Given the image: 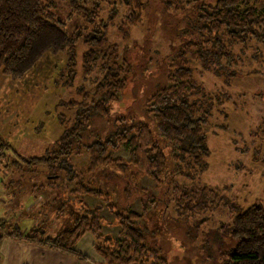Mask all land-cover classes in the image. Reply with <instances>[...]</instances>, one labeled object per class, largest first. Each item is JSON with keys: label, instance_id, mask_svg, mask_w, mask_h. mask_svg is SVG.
<instances>
[{"label": "trees", "instance_id": "16d2710c", "mask_svg": "<svg viewBox=\"0 0 264 264\" xmlns=\"http://www.w3.org/2000/svg\"><path fill=\"white\" fill-rule=\"evenodd\" d=\"M67 1L70 12L65 20L74 12L82 13L85 18L84 23L71 32L65 28L66 21L55 13L52 0H0V71L3 74L13 79L21 78L37 66L45 53H63L65 60L56 69L53 81L55 85L71 86L77 73L78 43L86 47L80 55L82 73L96 74L93 92L77 86L76 92L82 93V100L59 101L58 105L72 111V119L63 114L58 116L63 130L42 154L23 155L11 150L10 144L0 139L3 168L18 172L22 177L27 172L39 174L36 167L41 165L48 179L63 182L57 186V209L59 212L67 209L70 223L54 236H45L40 226H33L22 235L17 227L5 229L0 219V229L5 231V234L0 233V240L7 234L77 253L76 242L89 232L95 239V251L102 258L100 264H184L185 261L188 264H264V203L254 201L243 207L227 196V186L194 184L196 176L208 166L206 158L210 148L203 126L211 116L216 97L206 94L202 85L192 80L193 68L188 62L189 55L198 60L203 70L215 76L222 75L228 85L230 77L240 74L233 68L240 59L234 50L236 45L247 46L253 42L257 45L254 59L264 61V6H258L261 0H161L165 11L181 10L186 22L182 31L184 39L172 49L174 56L165 66L164 81L157 82L153 90L142 97L138 111L119 113L104 135L98 130L91 132L94 135L91 141L85 140L91 124L97 117H111L112 104L119 102L116 94L125 90L132 69L124 58L118 62L119 48L109 42L108 27L115 24L127 35V28L141 21L145 2L113 0L103 18L99 15L97 1L90 7L80 0ZM239 51H244V47ZM251 72L259 71L253 69ZM221 95L217 94L218 103ZM162 144L167 146L168 158ZM123 145L128 149V159H112L110 151L119 150ZM236 149L247 150L246 146ZM82 150L88 156L85 172L89 176L102 174L103 185L111 183L108 180L112 173H108L106 166L114 163L124 181L120 192L124 204H114L110 189L97 185L93 179L87 180L86 173L78 170L71 156ZM253 152V159L257 160L259 148ZM168 159L172 163L170 171ZM175 175L190 183L172 181ZM144 176L163 185L159 194L154 195L141 187ZM51 185L57 184L51 182ZM83 195L102 199L103 205L113 212V220L101 217V205L89 206L81 197ZM135 199L142 205L141 212L128 209ZM168 200L173 201L176 227L179 224L186 236L194 238L200 232L204 235L202 225L220 205L231 210L229 221H221L205 232L201 240L205 249L202 257L193 253L188 260L182 247L185 244L176 243L177 235L164 230L171 226L165 222L168 221L165 213L162 218L166 228L157 225L159 217L156 215L158 211H167ZM102 225H117L119 238L103 233ZM166 231L170 246L164 248L161 242H166L162 238L168 235ZM173 249L180 252V256L171 262L167 254ZM184 257L187 259L183 263L180 258Z\"/></svg>", "mask_w": 264, "mask_h": 264}, {"label": "rangeland", "instance_id": "374dc122", "mask_svg": "<svg viewBox=\"0 0 264 264\" xmlns=\"http://www.w3.org/2000/svg\"><path fill=\"white\" fill-rule=\"evenodd\" d=\"M96 1L100 4L99 15L106 18L113 0H80L86 7H90ZM52 2L57 16L65 20L70 12L68 1L52 0ZM144 2L141 21L127 28V35H123L115 24L108 27L109 42L119 48L118 62L121 63L124 58L132 65V69L125 90L116 94L119 102L112 104L111 117L95 118L86 141L93 140L94 135L91 132L95 130L104 135L112 127V121L119 113L125 110L126 112L139 110L142 97L148 95L157 82L164 81L165 66L174 56L172 49L179 46L184 39L182 31L186 27V22L181 10L165 11L161 0H144ZM258 6H264V0H261ZM118 20L119 18L115 21ZM65 21L66 30L71 32L77 26H81L85 18L82 13L74 12ZM255 46L257 45L250 42L247 46L239 44L234 47L240 59L233 65V68L239 70L240 74L230 77L228 85L225 84L222 75L215 76L203 70L198 60L188 55V62L193 68L192 80L201 84L206 94L213 95V98L215 95L216 101L217 94H222L221 102H214L211 116L203 126L207 134L210 154L206 158L208 163L206 170L196 176L194 184L227 186L226 190L224 189L227 196L243 207L254 201L264 203V61L254 59ZM243 47L244 51H239ZM76 49L77 73L71 86L55 85L53 81L56 69L60 68L65 60L63 53L56 55L45 53L37 66L21 78L13 79L0 71V139L10 144L11 150L14 149L23 155L42 154L63 130L58 116L63 114L72 119V111L58 105L59 101H67L70 98L77 101L82 100V93L76 92L77 86L82 85L88 92H93V80L96 74L84 75L80 64V55L86 47L78 43ZM253 69L259 72H251ZM224 96H227L226 99ZM86 100L89 101V98ZM157 139L160 140L159 137ZM244 146L247 148L244 152L236 149ZM162 147L168 158L167 146L162 144ZM255 148H259L257 160L253 159ZM109 154L112 159L116 157L128 159V149L124 145L119 150L110 151ZM71 160L78 170L85 172L88 156L84 150L78 155H72ZM171 164L168 159V171L171 170ZM106 167L108 173H112L108 180L112 184H101L102 174L90 175L91 178L85 172L86 178L87 180L88 178L93 179L97 185L110 189L111 200L114 204H124L120 193L124 182L122 174L119 177L120 171L113 162ZM36 170L40 173L27 172L20 177L18 172H11L10 169L7 170L0 164V219L4 221L5 229L13 230L17 227L22 235L28 233L33 226H40L45 236H54L70 223L67 209L63 208L60 212L57 209L59 205L57 186L62 185L63 182L59 179H48L43 174L41 165L37 166ZM11 178L13 180L9 182ZM20 181L19 185H15ZM172 181L181 184L190 183L189 180L178 175L173 176ZM51 182H56L57 185H51ZM33 183L36 186H33ZM140 185L154 195L159 194L163 186L147 176L141 179ZM72 186L69 184V188ZM167 192L169 195L171 185ZM67 196L73 198L71 194ZM81 197L89 206L101 205L100 216L107 221L113 220V212L103 205L102 199L93 195ZM172 205L173 201L168 200L167 211L163 213L158 211L157 225L162 224L163 229L166 228L162 218L165 213V220H168L165 222L171 225V228L167 225L169 228L164 230L168 229L170 233L177 235L176 243L185 244L182 247L188 260L193 253L202 257L205 249L202 247L201 240L205 232L221 221H229L231 210L225 205H220L208 215V221L202 225L204 235L200 232L198 237L194 238L191 235L186 236L184 228L179 227V224L176 227ZM128 209L141 212L142 205L138 199H135ZM101 231L111 234L116 239L119 238L117 225H102ZM166 233L168 234L167 231ZM3 237L14 238L7 234ZM166 237L168 238L169 234L162 236L166 240V242H161L164 248L170 246ZM2 239L8 242L7 238H1L0 242H3ZM14 239L23 244L20 248L15 246L13 250L24 254L23 262H19L21 264H100L102 260L100 254L95 251V239L89 232L84 233L76 242L77 253L64 252L22 238ZM174 250L167 254L171 262L173 258L180 256V252ZM180 259L184 263L187 258ZM29 260L33 263H29ZM15 264H18L17 260ZM184 264H188L187 261Z\"/></svg>", "mask_w": 264, "mask_h": 264}, {"label": "crops", "instance_id": "0c3cea01", "mask_svg": "<svg viewBox=\"0 0 264 264\" xmlns=\"http://www.w3.org/2000/svg\"><path fill=\"white\" fill-rule=\"evenodd\" d=\"M0 233L5 234V231L0 229ZM2 238H7L8 242L5 241L4 239H2L3 242H0V249H2L0 251V253H2L0 254V264H15V260L18 261V264H21L19 262H23L22 257L24 254H22L20 251H13V250L15 246H17L18 248L22 247L23 245L22 242L19 241L17 242V239L14 238L11 239H8V237H2ZM29 263H33L32 260H29Z\"/></svg>", "mask_w": 264, "mask_h": 264}]
</instances>
